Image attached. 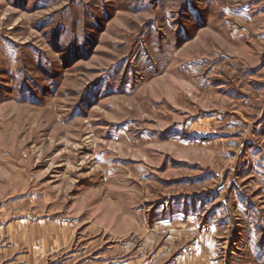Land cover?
Here are the masks:
<instances>
[{"label": "rangeland", "instance_id": "obj_1", "mask_svg": "<svg viewBox=\"0 0 264 264\" xmlns=\"http://www.w3.org/2000/svg\"><path fill=\"white\" fill-rule=\"evenodd\" d=\"M0 264H264V0H0Z\"/></svg>", "mask_w": 264, "mask_h": 264}]
</instances>
